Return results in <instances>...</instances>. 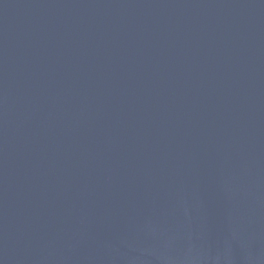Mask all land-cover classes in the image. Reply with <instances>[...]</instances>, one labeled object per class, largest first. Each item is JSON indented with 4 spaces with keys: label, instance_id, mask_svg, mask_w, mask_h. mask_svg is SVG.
I'll list each match as a JSON object with an SVG mask.
<instances>
[{
    "label": "water",
    "instance_id": "1",
    "mask_svg": "<svg viewBox=\"0 0 264 264\" xmlns=\"http://www.w3.org/2000/svg\"><path fill=\"white\" fill-rule=\"evenodd\" d=\"M0 264H264V0H0Z\"/></svg>",
    "mask_w": 264,
    "mask_h": 264
}]
</instances>
